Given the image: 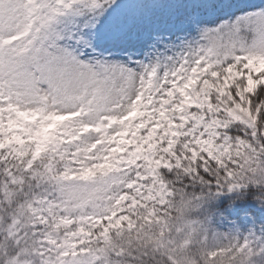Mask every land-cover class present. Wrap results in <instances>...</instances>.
<instances>
[{
	"label": "snow or ice",
	"instance_id": "obj_1",
	"mask_svg": "<svg viewBox=\"0 0 264 264\" xmlns=\"http://www.w3.org/2000/svg\"><path fill=\"white\" fill-rule=\"evenodd\" d=\"M0 264H264V0H0Z\"/></svg>",
	"mask_w": 264,
	"mask_h": 264
}]
</instances>
